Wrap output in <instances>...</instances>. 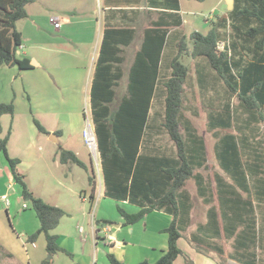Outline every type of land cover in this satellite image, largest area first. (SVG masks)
I'll return each mask as SVG.
<instances>
[{
  "label": "trees",
  "instance_id": "trees-1",
  "mask_svg": "<svg viewBox=\"0 0 264 264\" xmlns=\"http://www.w3.org/2000/svg\"><path fill=\"white\" fill-rule=\"evenodd\" d=\"M33 1L0 0V67L17 66L19 70L33 68L29 57L19 56L23 36L17 27V21L27 16L26 7ZM167 6L179 9L178 0L167 3ZM179 22L181 21L163 22L154 29L146 30L142 47L136 53L129 70L126 92L121 96L117 94L123 73L119 67L122 61L119 56V44L127 40L121 37L123 34L120 32H123V29H106L91 84L90 112L100 156L104 195L139 206L135 213H129L118 206L125 225L139 221L154 210H163L172 215L171 223L165 228L168 233V246L164 254L155 262L143 260L136 264L174 263L181 253L178 245L183 230L180 220L185 218L188 210L186 205L189 195L184 188L187 180L194 177L199 193L206 192L202 175L195 173L196 167L204 166L206 161L204 139L190 133L192 136L189 141L181 132L184 88L189 77V67L181 61L184 51L190 53L193 58H206L215 72L214 78L225 83L228 94L237 97L239 106L249 114L250 119L264 120V0H234L233 8L227 15L214 21L207 33L197 30L191 33V49L185 42L186 35H183L179 50L171 59V76L159 83L166 34L170 25ZM228 24L233 29V38L226 42L223 49H219L222 29ZM206 74L197 68L198 81L202 85ZM159 84H162L166 91L164 127L177 148L175 156L155 153L153 148L144 150L150 110ZM4 113H14L13 102L0 103V114ZM219 113L218 117L214 116L210 120L211 128L231 127L234 111L230 101L225 103L223 111ZM34 121L40 131L48 132L37 119ZM243 137L245 145H248V136ZM8 138L9 136L0 138V151L7 157L14 181L21 184L23 200L32 204L40 221V226L28 240L35 242L39 235L43 234L49 254L64 251L71 255L59 245L58 235L52 232L67 214L66 210L47 203L29 189L24 174L18 169L20 158L11 157L8 152ZM252 154L255 155L252 160L254 166V161L260 160L257 147ZM216 155L219 160L225 162V170L228 172L226 173L231 179L228 181L216 174L224 236H234L237 247L244 248V251L248 249L247 256L250 261L246 262L257 264L255 249L262 236L260 228L257 227L254 201L243 198L237 189L252 193L233 135L226 134L219 139ZM60 160L62 163L71 162L87 168L79 156L69 149L61 148ZM254 168L259 173V167L258 170L257 167ZM259 177V184H254L253 193L262 201L264 178ZM89 183L92 187L91 199H94L93 175H89ZM215 214L216 209L213 206L209 211V221L214 226L218 225ZM108 223L110 222L107 220L103 221V224ZM214 236H221L219 228L217 232L215 229ZM108 261V264H127L113 253L108 254ZM187 262L193 264L191 260ZM50 263L51 259H46L43 264Z\"/></svg>",
  "mask_w": 264,
  "mask_h": 264
},
{
  "label": "rangeland",
  "instance_id": "rangeland-1",
  "mask_svg": "<svg viewBox=\"0 0 264 264\" xmlns=\"http://www.w3.org/2000/svg\"><path fill=\"white\" fill-rule=\"evenodd\" d=\"M182 6L184 16L188 20L184 27V32L187 35L185 42L191 49L193 45L190 38L191 33L195 30L207 33L212 25L211 21L216 20L220 14L227 15L234 6V0H231L230 6H228V0H182ZM232 33L234 32L229 24L222 29V41L219 43V49H223L226 42L233 38ZM174 36L175 33L172 38ZM181 38L182 36H178L177 40L179 39L180 42ZM179 46L180 44L178 50ZM181 61L189 67V77L184 88L181 132L189 141L192 136L189 135L190 133L204 139L206 161L204 166L196 167L195 173L202 175L207 197L211 199L207 202L208 200L204 201L199 197L197 181L194 177L187 180L184 188L194 194L193 202L200 209L196 213L195 221L203 219L206 207L217 203L216 193L213 194V191L218 187L216 174L231 181L225 170V162L217 158L216 144L224 135H233L242 157L245 176L252 187V193L248 194L240 188L237 189L243 198H250L254 201L260 232L263 235L258 249L259 261L264 264V199L258 200L256 194L253 193L254 184H259L257 177L264 178V164L259 165L261 167L259 173L254 168L255 164L252 165L255 156L252 152L255 145L258 146L257 152L260 154V159L264 158V120L250 119L249 114L239 106L237 97L228 94L225 83L214 78L215 72L206 58H193L190 53L184 51ZM197 68L207 73L204 76L203 85L198 81ZM166 71L167 69L163 66L162 72ZM60 76L54 77L49 71L44 73L39 70H35V72L19 70L17 66L0 68V103L13 102L14 104V113L0 114V138L9 136L7 148L10 156L24 160V180L29 189L47 203L63 204L71 211L70 214L67 213L61 218V224L52 232L68 233L76 239V250L79 253L85 252L92 255L93 230L96 223L101 221V217L106 216L108 218L106 220L110 223H117L116 220L120 218L118 206L125 210H133L137 206L104 195L100 156L97 149L93 150L97 144L96 137L93 134L94 143L91 146L85 135L88 123L91 124L94 131L90 105L84 99L81 101L62 100V88L56 84L54 86ZM47 81L51 84L50 87H46V91L50 94L44 93V90L41 89V82ZM163 91L164 86L159 84L150 110L149 127L143 145L146 151L153 148L155 153L175 156L177 148L164 127L165 95ZM228 101L234 111L231 127L211 128L210 120L214 116H219V112L223 111L225 103ZM34 119H37L43 126H56V129L62 130L64 137L55 138L56 142H60V144L47 140V133L38 129ZM244 135L248 136V145H245ZM61 148L77 151L79 158L87 168L75 163L71 165L72 168L63 165L60 160ZM56 152L59 155V162L54 161ZM6 165H9L7 157L3 151H0V168ZM89 175L94 177L95 200L91 199L92 187L89 183ZM21 190L20 183L10 182L7 176H1L0 173V210H2L0 238L3 239L0 241L3 242L2 249L14 253V256H17L22 264H29L26 256L27 253L32 252V241L28 239L38 229L40 221L29 201H18ZM3 194H7L8 198L3 199ZM83 197L86 198L84 201ZM8 201L11 203L10 206H7ZM23 203H26V208L23 207ZM113 228L116 227L113 226ZM44 237L41 234L35 241L40 248L44 246ZM25 243H28V247L25 246ZM217 243L225 249L227 254L231 248L230 241L219 238ZM103 244L104 241L100 238L99 245ZM27 250L29 251L27 252ZM49 255L48 253L46 257L49 258ZM215 255L224 261L222 255L216 252ZM67 257L72 260L69 256ZM7 261L1 254L0 264H16V262L10 261L9 263ZM58 264L64 263L60 261Z\"/></svg>",
  "mask_w": 264,
  "mask_h": 264
},
{
  "label": "crops",
  "instance_id": "crops-1",
  "mask_svg": "<svg viewBox=\"0 0 264 264\" xmlns=\"http://www.w3.org/2000/svg\"><path fill=\"white\" fill-rule=\"evenodd\" d=\"M169 2H174V0H34L26 7L27 16L17 21V27L23 36V44L20 46L19 56L31 59L33 68L27 69L28 71L35 72V70H39L44 71V73L49 71L54 77L61 75L59 80L54 83V86L56 84L62 88V100L81 101V99H84L90 105L91 84L106 29L111 27L123 29L124 31L120 32V34H123L121 37L127 40V42L119 44V56L122 57L119 67L123 73L119 80L120 85L117 88V94L121 96L126 92L129 70L136 53L142 47L146 30L154 29L163 22L171 23L174 20H179L181 21L179 24L169 26L166 34L159 70V83H162L164 79L171 76V59L178 52L177 48L180 44L177 38L178 36L186 35L184 27L188 21L184 16L182 0H178L179 9L167 8L169 7L167 6ZM221 16L220 14L217 19ZM57 19L60 20L59 26L54 25ZM216 20L211 22L213 23ZM174 33L175 36L172 38ZM163 66L167 69L166 72H162ZM50 86L49 81L41 82V89L44 90V93L50 94L46 91V87ZM163 94L166 96L165 88ZM50 97L53 96L50 95ZM46 130L48 131L45 132L47 133V140L60 144V142H56L55 138L61 139L64 137L62 130L56 129V126H48ZM255 147L258 146L255 145ZM74 152L78 155L77 151ZM55 154L54 161L59 162V155H57V152ZM23 163L24 160L20 158L18 169L21 173L24 171ZM70 163L62 164L72 168L71 165L73 163ZM254 163L255 167L258 168L259 165L264 164V158L260 159V161H254ZM0 173L1 176H7L10 182H14L9 165L1 167ZM186 191L189 195L186 205L188 210L185 218L180 220L183 230L181 231V237L178 239L181 253L173 264H188V260H191L193 264H249L246 262V260L250 261L247 256L248 249L246 248V251H244V248L237 247L234 242V236L231 238L224 236V223L222 222L217 189L213 191V194L216 193L217 203L206 207L203 219L196 221V213L200 209L193 202L194 194L188 190ZM197 194L204 201H211L207 197V193L200 194L198 188ZM85 199V197L82 198L83 201ZM22 200V195H19L18 201L21 202ZM92 200H95V197ZM121 202L130 203L126 200ZM10 205L11 203L7 206ZM57 205L64 207L63 209L68 214L71 213L63 204L57 203ZM135 206H137L136 209L126 211L129 213L137 212L139 206ZM213 206L216 209V220H218V225L216 226L209 221V211ZM0 214H2V210H0ZM101 218V221L96 223V227L93 230L92 255L85 252L79 253L76 250V239L68 233L58 231L56 234L58 235L59 245L67 249L71 255L64 251H59L52 254L51 259L53 260H51L50 264L53 262L58 264L60 261L64 264H108L109 253L115 254L118 259L127 264H136L143 260L155 262L167 249L168 233L165 228L171 223L172 215L163 210L149 212L139 221L127 225L124 224V219L121 215L116 220L118 221L117 223L103 224L102 221L108 218L106 216ZM60 224L61 220L56 228ZM106 225H109L111 230L105 231L103 228ZM113 226L116 228H113ZM257 227L260 228L258 222ZM214 228L216 232L219 228L221 236H214ZM260 234L263 240V235L261 232ZM100 238L104 241L103 245H99ZM219 238L230 241L231 248L227 251V254L225 249L218 245L217 239ZM0 239L3 240L2 238ZM32 243V252L27 253L26 256L29 264H43L46 259H49L46 257L48 255L46 238L43 248H40L36 242ZM2 246L3 242L0 241V256L2 254L9 263L12 261L16 262V264H22L19 258L14 256V253L6 252L2 249ZM25 246L28 247V243H25ZM258 249L259 245L255 249V258H257V264H261ZM215 252L222 255L224 261L218 258ZM224 253L226 254L225 256L223 255ZM20 256L23 257L22 254ZM67 256L72 260L68 259ZM251 258L254 259L252 255Z\"/></svg>",
  "mask_w": 264,
  "mask_h": 264
},
{
  "label": "built area",
  "instance_id": "built-area-1",
  "mask_svg": "<svg viewBox=\"0 0 264 264\" xmlns=\"http://www.w3.org/2000/svg\"><path fill=\"white\" fill-rule=\"evenodd\" d=\"M59 24H60V20L57 19V21H55V24H54V25H55V26H59ZM90 133H91V131H90L89 128H88V130L85 131V135L87 136V142H88V144L92 146V144H91V142H90ZM2 198H3V199H7V198H8V197H7V194L2 195ZM7 205H9V201L7 202ZM23 207H24V208L27 207L26 203H23ZM103 229H104L105 231H109V230H111V227H110L109 225H106ZM32 244L35 245L34 243H32Z\"/></svg>",
  "mask_w": 264,
  "mask_h": 264
},
{
  "label": "water",
  "instance_id": "water-1",
  "mask_svg": "<svg viewBox=\"0 0 264 264\" xmlns=\"http://www.w3.org/2000/svg\"><path fill=\"white\" fill-rule=\"evenodd\" d=\"M230 5H231V0L230 1L228 0V6H230ZM88 128L91 131V133L94 134L93 128L91 127L90 123H88ZM96 149H97V144H96V147L93 148V150L96 151ZM51 257H52V254L49 255V258H51Z\"/></svg>",
  "mask_w": 264,
  "mask_h": 264
},
{
  "label": "bare ground",
  "instance_id": "bare-ground-1",
  "mask_svg": "<svg viewBox=\"0 0 264 264\" xmlns=\"http://www.w3.org/2000/svg\"><path fill=\"white\" fill-rule=\"evenodd\" d=\"M90 142H91V144L94 143V138H93V134L92 133H90Z\"/></svg>",
  "mask_w": 264,
  "mask_h": 264
}]
</instances>
